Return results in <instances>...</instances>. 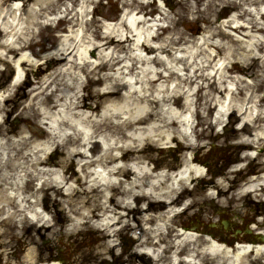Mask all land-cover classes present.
I'll return each mask as SVG.
<instances>
[{"label":"rangeland","instance_id":"rangeland-1","mask_svg":"<svg viewBox=\"0 0 264 264\" xmlns=\"http://www.w3.org/2000/svg\"><path fill=\"white\" fill-rule=\"evenodd\" d=\"M17 1L18 0H2L4 4L1 8L4 9L6 16L5 18L2 17L3 19L1 20L3 26L14 23V28L17 31L15 34L16 37L18 34H21L20 30L27 26L30 29L31 35H34L33 38L29 35L31 36V44L30 48L25 51L26 59H28V65L26 66V68H28L26 71L27 77L21 85L9 87V80L7 77L10 75L12 69L11 64L16 65L18 63L16 59H19L23 54L21 51L18 58H14V61L10 60L6 64L0 62V68L5 67V69L0 70V88L4 87V90H6V101L3 100L2 102V108L3 106L5 108L2 109L1 113L5 119L3 128L9 130L14 128L17 134H20L19 131L24 124H27L31 129L32 125L39 124L40 118L38 116H30L28 118L29 121L25 122L23 120L25 116H22L20 113L24 107V103L32 97L34 88H37L36 90L41 89L39 88L40 84H36V81L40 78H48L49 74L54 70L53 65H50L51 61H46L47 58L45 55L53 52L61 45L60 40L63 36H61V32L56 30V20H52L51 18L61 4L65 5L64 1L66 0H54V3L50 7L44 4L39 5L37 0H23L24 4L16 14L15 11H13V7ZM80 1L82 4L78 6L77 4L80 3ZM140 1L141 0H101L100 2H87V0H69L68 3L70 6L73 4L77 5L78 8H76L73 13L70 12L71 15L74 16L73 18L68 21L67 18L61 20L58 27L65 22H69L68 24L66 23V28L64 27L65 31H69L71 28L75 30L81 29L80 31L84 35L95 36V32L97 31L100 33L104 24L115 25L116 22H119V19L124 17L126 8L131 9L136 7L139 9L140 7H146L148 11L154 9L157 13L152 19L156 17L157 20H155V22L171 26L170 31L165 30L163 32L164 37L171 35L170 32L173 27L176 31L183 32L186 37V40L177 41V44H175L179 48L177 51L172 50L170 54L169 52H164L160 53V55L163 58H168L170 65H172L181 76H192L189 79V84L184 81L180 82L179 78L174 76L169 81H162L159 88H161V91L165 90L167 86L172 89L176 87L177 84L187 88H183L186 91L185 93H177L175 97L182 105L179 112L183 114V117H187L191 120L189 125L181 128L185 130L189 129L190 125H193L191 141L194 143L193 146L195 150L192 149L191 152L193 151L196 153L198 151L199 153L197 155L202 158L206 153L210 156L214 155L216 150L223 148L231 149L233 144H230L233 141L245 145L247 143H242L243 139L241 135L245 134V132L251 128L250 132L253 134L249 136L250 142L252 143L250 153L255 155L259 152L260 154L257 159L249 157L247 161L249 160L248 166L253 167L255 164L257 165V160L259 161L264 158V123L260 127H256V123L253 124L251 118L258 113L264 115V45L260 50L255 48L256 51H259V57L251 59L244 50H239L233 54V52L229 50L224 49L220 51L212 46L204 44V41L209 37L210 33L208 30H210L211 25L212 27H216L217 25L221 26L223 30L229 32L233 37L241 39L242 42L249 41V37L245 36V34L251 27H244L245 29L237 28L235 30L233 26H227L229 23L227 21H250L252 15L249 13V10H247V7L254 6V0H151L154 2L151 6L149 4L143 6ZM257 1L261 0H256V4L259 5ZM159 2L161 5H164V7L159 8ZM225 3L236 4V6H238L234 9H227L224 6ZM40 7L42 11H39ZM251 7H249V9ZM32 11H38V14L42 17H38V21H34L30 16ZM69 11L70 10L67 8L64 13ZM203 13L205 14V18L199 19V15ZM232 14L233 16H231ZM141 15L142 14H139V16ZM107 18L110 19L108 23L106 22ZM44 20L49 22L48 25L43 22ZM212 21L216 23L211 24ZM155 27L156 26H153V28L144 33V35L148 37L150 33L153 34L156 30ZM206 27L207 29H205ZM117 28L119 30L118 33L121 34L126 30L125 27H121L120 25H118ZM7 35L6 32L0 34V41L5 39ZM215 40H217V38H215ZM210 41H212V39H208L209 44H211ZM159 43H161V41L154 42V44ZM131 46H133V44ZM199 46L202 48L199 49ZM90 49V55H94L95 62H97L101 48L93 49V47H91ZM78 51L80 52L81 50H78L76 47L72 55ZM134 52L140 54L137 49H135ZM159 52L154 49V54L150 53L149 56L158 55ZM0 53H2L1 49ZM125 53L126 50H121V57H123ZM209 53H211L212 56L209 55ZM70 55L71 54L68 55L67 59L70 58ZM176 56H187L188 59H190V65L186 66L183 61L173 59ZM209 58L213 60L209 62ZM127 61H129L128 58L124 60L123 63H127ZM234 62H236L238 66L248 67L249 70L247 73L238 71V69L234 67ZM66 66L67 63L64 62L63 67ZM151 66H155L161 70V68L166 65L158 62L156 64L151 63ZM232 66L233 69H230ZM107 72V68L102 69L100 75L104 76ZM81 76L84 84H88L86 73H82ZM128 77H132L133 82H135V78L138 76L136 74H131ZM62 78L63 75L59 74L58 81H63ZM159 83L160 82H158L157 85H159ZM211 85L217 87H222V85L227 86V90H223L222 93L215 92L216 100L211 102L212 112H208L205 100L207 99L206 95ZM146 86L145 83L138 81L137 83H131L129 86L121 88V93L125 94L132 88L142 90ZM61 87L62 86H60V88ZM98 87H102L101 84H92V89ZM92 89H90L89 85H84L80 93L87 94L91 92ZM240 90H243V92H239ZM23 91L28 92V94L23 95ZM8 94L10 96H8ZM60 94L61 91H56L54 94V96L56 95L55 98ZM251 94V102L248 103V108L246 112L243 113L240 105H243L245 99L251 96ZM261 97H263L262 101L260 100ZM87 100L89 101V98ZM131 100L134 99L131 98ZM62 101H64V99L60 102ZM237 101L238 104L236 107L234 106V110L233 108H228L229 102L235 103ZM141 104L145 106L146 102H142ZM157 105L155 110H161L160 107L162 103ZM165 106L168 105L166 104ZM151 121L152 119H148L146 123ZM157 123L160 122L157 121ZM40 124L45 125L41 120ZM45 126L47 129L39 130V128H37L36 131L33 132L34 135L38 137L47 136L51 128L47 124ZM167 133H169L171 139H165L161 142H156L154 140L156 136H153V138L149 140L142 139L141 141H136L135 139L132 141V145H136V143L139 145L136 148L134 147V151L132 152L136 153L137 150L141 148L143 150L141 154L145 155V162L148 163V160L153 158L162 164H166V162H162L159 156H161L162 153L170 155L172 152L174 155L168 161L175 163V168L181 166L186 167L187 165L190 166L191 163L189 162L190 164H188L189 158L186 157L189 152L184 148L180 149V146L177 145L178 137H176V139L174 137L173 139L174 134L171 132ZM29 134L31 133L29 132ZM182 141L184 143L189 142L183 138ZM171 145H175L176 147L170 149L169 147ZM48 146L50 147L49 151L52 150L51 153L44 154H48V158L57 162L63 160L66 156L67 147L62 144L56 147V145L50 142ZM95 148L97 151L100 149V146L96 144ZM240 148L242 149L243 147ZM234 151H238L237 148ZM245 154H247L246 151ZM18 157V161H23V152L19 153ZM241 159V153L234 154L231 162L232 166L229 165L226 169L221 170V176L216 179L221 181L222 176L225 173H230L231 169L236 167L234 163L237 162L240 164L238 161ZM151 164L152 163H150L149 166H152ZM129 166L132 165L129 164ZM191 166H198L199 170L204 171V168L198 164L192 163ZM259 166L258 163L257 169ZM73 167L74 169L79 168V171H76L78 174H76L81 176L79 173L81 172L84 177V172L81 171L80 166L76 164V166L74 165ZM130 168L134 169L136 167L132 166ZM74 169L68 170V172H70L69 174H71ZM128 172L129 171L125 173L130 175L128 176L130 180L135 179L133 171L132 173ZM11 173L12 172L9 171L8 175H11ZM258 173L259 171H256L254 174ZM231 175L233 177L232 179L237 176L235 173ZM203 178H205L206 181L203 179L195 180V183H187L189 184L187 185L189 189L183 190L182 188L181 192H177L179 190V188H177V191L173 193V199H175L177 203L168 205L166 201V205L158 207L156 210H147L145 208L146 204L143 203L144 199L140 200L135 198V200L134 197L122 195L120 191L117 192L113 188L104 190V188L101 187L99 190H102L103 193L92 191L90 184L81 185V180L79 181L77 178H75L73 182L70 180L65 186L60 188L49 185L39 187L35 184L26 185L27 189L25 190V194L29 195L31 193V195L33 194V198L38 199L40 204L39 206L36 205V207H42L48 222L43 224L32 221L34 219L35 209L30 212L33 219L25 217L24 211H18L17 203L12 201L9 206L12 211H16V214L13 213L12 216L7 218L4 213L0 215V264H28L32 260L30 259L32 256L30 253H33V255H36L40 259L38 264H193V258L189 257L188 249H184L182 253L179 252L176 256L175 248H171L170 246L172 245L171 239L175 237V235H173V230L176 231V229L181 226V222L183 224H188L190 217L197 212L200 211L203 213L202 217H204L203 220L205 221L219 219L216 214L211 215L212 213H210L213 211L212 204L216 203L220 205L217 199L210 198L212 194L216 195V190L218 191V188L213 184V179H211L214 178V176L206 175ZM225 185V188L229 186L231 189L223 193L224 196L220 201L227 205L226 213L230 215L232 219L237 220L236 222L238 223L243 222V220L237 216V214L241 212L242 216L244 214L247 216L249 215L252 217L251 219H256L255 216L259 214L263 215L261 219H264V204L259 206L261 203H255L253 201L254 199L259 200V196L252 193L242 197L237 193H233L236 187H231L230 181L225 182ZM3 186L8 189L7 192L4 190L5 194H9L12 190L17 191L16 188L18 187L11 183H4ZM20 186L24 191V185ZM128 186L129 184H124L120 187V190ZM137 189L139 190V188ZM140 190H142V188ZM207 191L210 192L207 193ZM112 196H114L113 199L115 198V201H111ZM118 198L119 201H121L122 198L126 201L130 199L133 207L125 209L122 205H116L115 202H117ZM195 199L197 201L193 206L186 208V206ZM106 200L108 203L105 202ZM106 203L112 208L116 207V209L114 211H106ZM44 204H46L48 208H44ZM254 206H256L258 210L255 214L253 213ZM164 208L165 210H163ZM203 208L205 209L203 210ZM183 211L184 213L182 214ZM93 213H96V216L92 217L91 222L85 223L88 216ZM252 214H254V216ZM227 217L228 216H223V218ZM228 219L232 221L230 217ZM108 224L110 226H108ZM157 226L163 231L161 239L166 236L169 238L165 243H161L155 247H149L151 251H154L153 254H156V252L159 253L165 246V256L159 260L154 259V257L156 258L157 256L152 257L144 253L143 251H145L147 245L141 243V240L144 241L147 236L154 233ZM200 237L205 240L204 234H201ZM149 241L151 242V239ZM79 242L83 243V250L76 249V244ZM199 242L201 243V240ZM206 245L207 243L205 240L202 242L200 249L202 246ZM52 248H54L55 251L51 250ZM58 248H60V252ZM60 253L63 254V257L60 256ZM183 255H188L189 262L182 261L176 263L181 257L185 258ZM199 257L204 259H200ZM62 258H65V260L63 261ZM118 258L121 259V262H118ZM58 259H61V261H58ZM194 260L199 264H201L200 261L206 264L208 256L205 253H200Z\"/></svg>","mask_w":264,"mask_h":264},{"label":"bare ground","instance_id":"bare-ground-1","mask_svg":"<svg viewBox=\"0 0 264 264\" xmlns=\"http://www.w3.org/2000/svg\"><path fill=\"white\" fill-rule=\"evenodd\" d=\"M89 1L91 0H87V2ZM22 2L23 0H18L13 7V11H15L16 14L19 12ZM37 2L39 5L44 4L50 7L54 3V0H37ZM257 2L259 5L256 4V0H254L253 3H255V5L252 7L249 6L251 10L249 7L247 8L252 15L250 21H227L229 22L227 26H232L233 24V26H237L238 29H245V25L251 27L245 34V36L249 37V41L242 42L241 39L235 38L229 32L223 30L221 26L217 25L216 27H212L211 25L210 30H208L210 33L208 39H212V41H210L211 44L208 43V39L204 41V44L212 46L220 51L224 49L229 50L233 52V54L239 50H244L251 59L259 57V51H256L255 48L260 50L264 45V0ZM3 4L1 0L0 34L6 32L8 35L5 39L0 41V49L2 52L0 53V62L6 64L8 60L14 61V58H18L21 51L23 53L19 59H16L18 61V71L15 72L13 80L9 84V87H15L19 84L22 73L26 71L25 69H28L26 68L28 59H26L25 51L30 48V39L32 35L28 26L20 30L21 34H18L16 37L15 34L17 31L14 28V23L2 25L3 22L1 19L6 16L4 9L1 8ZM224 6L227 9H234L238 5L225 3ZM161 7H163V5ZM39 11H42L41 7ZM139 14L140 12L129 11L125 19H123V17L119 22H116L115 25L107 24L106 30L101 34L96 31L95 36L84 35L80 31L81 29L75 30L71 28L60 42L61 45L53 52L45 55L47 58L46 61H51L50 65H53L54 70L49 74L48 78H40L36 81V84H40L39 88L41 89L36 90L37 88H34L32 97L24 103V107L20 114L25 116V119H28L30 116L51 118L54 129L51 133L48 132L47 136H35L27 124L21 127L19 131L20 134H17L14 128L10 130L3 128L4 122L2 119H4V117L1 113L2 109L5 108L4 106L2 108V102L6 100V90H1L0 213H4L8 210L6 218L12 216L13 213L16 214V211L11 212L9 206L13 201L16 203L18 202L21 206L25 204L23 210L31 212V210L35 209V215L32 221L43 224L48 222L42 207H36V205L39 206L40 204L38 199L33 198V194H25V191H23L20 186L25 184L30 185L35 180L41 179V186L49 185L60 188L65 186L70 180L73 182L74 179L77 178L79 181L81 180V185L90 184L92 191L103 193L102 190H99L101 187L104 188V190L113 188L117 192L120 191V194L127 195L128 197L147 199L149 203L147 210H156L158 207L166 205V201L169 202L168 205L176 204L177 201L173 199V193L177 191V188L185 185V182H188L190 177L192 178L194 176V178L196 177L197 179L198 176L203 174V171L199 170L198 166H191L192 163L199 161L198 156L188 160V164L191 163L190 166L187 165L186 167L180 168L178 177L176 175L170 177L160 163H157L151 168V166H149L150 162H145V155L141 154V150H137L134 157L141 166L135 163L134 166L136 168L133 169L130 168L126 161L128 155L133 151V148L139 145L138 143L132 145V141L135 139L136 141H141L142 139L149 140L152 139L153 136H156V138H154L156 142H161L165 139L170 140L171 136L167 132L174 134L173 139L174 137L176 139V136L182 135L189 141L186 147H193L190 142L191 134L188 135L184 133L186 132L184 129V132L180 130L181 127L189 125L191 120L187 117H183V114L179 112L182 105L175 97L177 93H185L186 91L180 84H177L176 87L172 89L167 86L165 90L162 91L160 90L161 88H159L162 81H169L174 76H177L180 82L184 81L189 84V79L192 76H181L179 72L170 65L168 58L157 56V54L152 57L149 56L150 53H154V49L157 52L160 51L159 54L164 52H169L170 54L172 50L177 51L179 48H177L175 44H177V41L186 40V37L183 32L176 31L173 27L171 35L167 38H163L159 45L154 46L152 42L155 39H159L161 35L156 32L154 34L150 33V35L146 37L144 33L151 30L153 26H157L158 22H155V18H145L142 15L139 16ZM30 16L34 21H38V17H42L38 14V11H32ZM231 16H233V14ZM198 18H205V14H200ZM213 23L216 22L212 21L211 24ZM118 25L125 27L126 34L125 32L122 34L118 33ZM205 29H207V27ZM33 37L34 35L32 38ZM215 38H217V40H215ZM132 44L133 46H131ZM76 47L81 51L72 55ZM91 47H93V49L101 48L97 62H95L94 55H90L89 51ZM200 48L202 47L199 46V49ZM135 49H137L140 54L135 53ZM121 50H126L125 59L123 58V60L128 58L131 61H127V63L122 66L119 65L115 67L116 62L114 59L120 56L119 52ZM69 54H71L69 56L70 58L67 59ZM209 55H211V53H209ZM173 59L183 61L186 66L190 65V59H188L187 56H176ZM212 60L213 59L210 60V58L208 59L209 62ZM64 62L67 63L66 67H63ZM130 62L131 65L129 66ZM158 62L166 66L162 67L161 70L155 66H151V63L156 64ZM138 63L141 64L140 69ZM234 63V67H236L238 71L247 73L249 70L248 67L245 68L244 66H238L236 62ZM105 68L108 69V72L104 76H101L100 71ZM82 73H86L88 84H84L81 76ZM130 73L138 76L135 78L136 83L141 81L147 86L142 90L132 88L125 94H122L121 88L135 83L132 77H128ZM59 74L63 75V81L61 82L58 81ZM158 82H160L159 85H157ZM94 83H99L102 87L92 89V84ZM84 85H89L90 89H92L91 92L81 94V88ZM60 86L62 87L60 88ZM223 90H227V86L222 85V87H217L211 85L206 95L207 99L205 100L208 112H212L211 102L216 100L215 92L222 93ZM56 91H61V94L55 98L56 95L54 96V94ZM239 92H243V90ZM22 94L27 95L28 92L23 91ZM8 96L10 95L8 94ZM88 98L89 101L87 100ZM131 98L134 100H131ZM250 98H252V94L245 99L243 105H240L243 113L246 112L248 103L251 102ZM63 99L64 101L60 102ZM260 100L262 101L263 97H261ZM142 102H146L145 106H142ZM160 103H162L160 107L161 110H155L158 106L157 104ZM166 104L168 106H165ZM237 104L238 101L235 103L229 102L228 108H233L234 110V106L236 107ZM148 119H152V121L146 123ZM157 121L160 123H157ZM251 121L253 124L256 123V127H260L264 123V115L258 113L256 116H252ZM189 127L192 128L191 125ZM250 130L251 128L247 130L248 132H245L246 134L241 135V138L249 147L252 145L249 136L253 134ZM29 132L31 134H29ZM98 136L100 139H98ZM101 141L103 145L96 151V143L100 144ZM50 142H52L53 145H57L56 147L61 143L63 146L67 147L66 156L63 160L56 162L48 158L47 154L44 155L50 150L48 146ZM179 145L180 147H184L183 143L179 142ZM87 146L89 150H87ZM21 152H23L24 160L18 161L20 157H18V154ZM94 153L97 154L92 158ZM247 157L248 155L244 157V160ZM116 162H122V165L116 166ZM76 163H78L80 168L84 171L91 166H99L100 170L93 168L84 172V178H81V176L76 174V169L73 167ZM258 163L260 165L258 169L256 166L250 170L244 166H241L239 169L237 184L242 179L243 182L240 184L239 190L237 191L238 195L250 194L251 191H255L256 195H260V191L264 192V160L260 159ZM168 167L172 168L171 166ZM72 168L74 170L69 174L70 172H68V170ZM9 171L12 172L11 175H8ZM127 171H129L128 173H132L133 171L135 179L130 180V177H128L130 175L125 173ZM233 171L238 170L234 169ZM254 171L263 172L258 175H253L251 178L246 177L249 173ZM229 178L230 175H226L221 182L217 183L221 186V189L225 188L221 185L222 182ZM4 183H11L12 185L18 186L16 188L17 191L12 190L9 194H5L4 192H7L8 189L4 188ZM146 183L150 186L147 193L140 190L143 184ZM124 184H129V186L120 190V187ZM137 188H139V190ZM114 196H112L111 201H115V198L113 199ZM96 199L98 200L97 197ZM105 202L108 203L107 200ZM107 203L105 204L106 211H114L116 209V207L112 208ZM115 203L116 205H122L125 209L133 207L130 199L126 201L122 198V200L119 201L118 198ZM44 208H48V206L44 204ZM18 211H21V209H18ZM94 216H96V213L88 216L85 223L91 222ZM262 224L263 223L260 221L255 222V225L258 227L262 226ZM108 226L110 225L108 224ZM153 234L156 241H153ZM153 234L147 236L145 242H149L151 239V244L158 245V240H160L163 231L157 226ZM205 237L207 245L202 246L203 249L202 247L200 249L202 242L205 240L202 239L197 232L182 230L180 234H177L174 241H172L173 244L170 247L175 248V252L177 253L186 246H188V248H186L190 251L192 249L201 250L203 253L207 251L205 254H209V257L207 262L205 260L206 264H264V235L254 236L253 240L255 243H241L238 244L235 249H230L231 247L221 243V238L217 239L211 235H206ZM200 240L201 243L199 242ZM145 242L141 240V243ZM165 251L166 249L164 248L162 253L159 252L157 258H163L165 256ZM30 254L32 255L30 257L32 260L28 264H38L40 259L36 255H33V253ZM192 256L194 257V253Z\"/></svg>","mask_w":264,"mask_h":264}]
</instances>
